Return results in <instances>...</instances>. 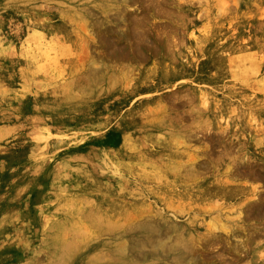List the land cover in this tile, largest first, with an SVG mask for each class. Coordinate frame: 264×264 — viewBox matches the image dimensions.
Instances as JSON below:
<instances>
[{
  "label": "rangeland",
  "instance_id": "374dc122",
  "mask_svg": "<svg viewBox=\"0 0 264 264\" xmlns=\"http://www.w3.org/2000/svg\"><path fill=\"white\" fill-rule=\"evenodd\" d=\"M201 1L0 0V264H65L92 231L120 264L192 233L222 239L206 264H264V0ZM136 32L154 47L118 56Z\"/></svg>",
  "mask_w": 264,
  "mask_h": 264
},
{
  "label": "bare ground",
  "instance_id": "6f19581e",
  "mask_svg": "<svg viewBox=\"0 0 264 264\" xmlns=\"http://www.w3.org/2000/svg\"><path fill=\"white\" fill-rule=\"evenodd\" d=\"M107 3H108V6L109 7H118V9H121V7H126V9H131V8H134V7H137V8H141L144 12H147V11H153V15L154 17H156L157 14H165L166 17L170 18L171 16V12L169 10L166 9L167 5L168 4H174V3H177L178 7H180L182 1L184 2H187L188 4L189 3H193L195 2V0H106ZM197 1V0H196ZM200 2H202L201 0H199ZM244 1V0H243ZM242 1V2H243ZM208 2V1H207ZM223 2V1H222ZM225 4V3H224ZM231 5V4H230ZM170 12V13H169ZM105 14L106 16H108V12L105 11ZM198 15V14H197ZM145 17V15H144ZM146 19V18H145ZM122 21H125V22H128L130 21L128 19V17H123L121 19ZM133 21V20H132ZM140 21H141V18L137 19L136 20V24L138 25V27H140L139 25L140 24ZM172 21V20H171ZM193 21V19H192ZM135 21H133L134 23ZM173 23L176 24V25H182V23L180 22L179 19L175 18V20H173ZM136 25V26H137ZM144 27V26H143ZM145 30V29H144ZM116 33V32H115ZM166 33V32H165ZM149 34V33H148ZM103 36V35H102ZM106 38V36H104V39ZM102 39V38H101ZM136 39V40H134ZM111 40V39H110ZM113 43H115V45H113V51L116 52L118 54V56H125L126 54H128V52L125 50L124 51V48L120 47V42H124V41H128V42H133V41H137L135 43H137V45H134L131 50V53L132 55L134 54V57H142L144 54H143V45L147 44V45H150L152 44L151 40H150V36L148 35H141V34H138L137 32L135 34H129V33H122L119 37V40L118 42L115 41L113 38ZM109 41V40H108ZM117 43V44H116ZM124 46H126L124 44ZM151 46V45H150ZM148 46V47H150ZM151 47H154L153 45ZM154 51V49H153ZM171 51V50H170ZM145 53V52H144ZM120 56V57H121ZM129 56V55H128ZM145 57V55L143 56ZM123 58V57H122ZM129 59V58H128ZM97 90V89H96ZM173 118V117H172ZM206 165V164H205ZM202 166V165H201ZM230 168V167H229ZM242 172V171H241ZM254 173V172H253ZM164 175V174H163ZM262 197V196H261ZM257 201V200H256ZM255 201V202H256ZM261 201V199H260ZM258 202V201H257ZM264 203V202H263ZM256 204V203H255ZM252 205V204H251ZM253 207V206H252ZM255 207V206H254ZM264 208V207H263ZM258 209H261V207ZM255 210V209H254ZM263 210V209H262ZM252 211V210H251ZM261 211V210H259ZM259 211L257 214H259ZM219 219V218H218ZM96 220V219H95ZM103 220V219H102ZM101 220V221H102ZM100 221V220H99ZM99 221L97 223H99ZM106 221V220H105ZM152 221V220H151ZM95 222V221H94ZM144 222V220H143ZM147 222V221H146ZM93 223V222H92ZM91 223V224H92ZM96 223V222H95ZM145 223V222H144ZM209 223V222H208ZM140 224V223H139ZM214 224V223H213ZM102 225V224H101ZM111 225V224H110ZM208 225V224H207ZM225 225V224H224ZM93 226V225H92ZM99 226V225H98ZM138 226V225H137ZM89 227V226H88ZM216 227V226H215ZM213 227V230H216L217 228ZM263 227V226H262ZM230 228L229 227V230H226V231H230ZM96 229V228H95ZM108 229H112V228H108ZM116 229V228H114ZM186 229V228H185ZM185 229L183 231H185ZM219 229V228H218ZM217 229V230H218ZM225 229V228H224ZM99 230H100V227H99ZM102 231V230H101ZM109 231V230H107ZM168 231L170 232L171 230L168 229ZM173 231H175L176 233L180 234V232H178L179 230L178 229H175V227L173 228ZM171 231V232H173ZM90 232V231H88ZM94 233V231H92ZM110 232V231H109ZM112 232V231H111ZM264 232V231H263ZM87 234V232H85ZM91 234V235H88L86 240L79 244V243H76L78 245L77 246V249H78V252L77 254L75 255H70L71 258H70V261L71 264H120L121 260H122V256L120 254H122V252L125 251L126 249V245L123 244L122 246H116L114 244H111L110 246L106 245L107 248L105 249H102L101 247V243L97 241V238L94 234ZM167 233V232H166ZM97 234V233H96ZM104 234L105 231H104ZM264 234V233H263ZM103 235V233H102ZM161 234H159V236H161ZM218 235V234H217ZM254 235V234H253ZM98 236V235H97ZM135 236V235H134ZM153 236H156V235H153ZM219 236V235H218ZM130 237V236H129ZM191 239L190 241L193 239L196 238V236L193 235H190ZM214 237H217V236H214ZM255 236H251V239L254 238ZM166 238V237H165ZM164 238V239H165ZM211 238V237H210ZM161 240V239H156V242L155 246H153L154 248V251L153 252H147L145 253V256H153L155 258H159V256L161 255L164 259H166L168 261L167 264H185L184 262H187L189 264L191 263H194V264H198V262L200 261V263L202 262L203 264H206V262L208 261V258H207V261L205 262L203 257V255L206 253L203 254V251H201L202 248H207L208 249V252L213 249H219V247H215L217 246L218 244H216V241H221L222 239H220V237H218L217 239H211V240H207V241H204L202 243L200 242H196L195 244V247H192L191 246V242L189 241V239H183L177 235V236H174L173 234L172 235H168L167 237V240L164 241ZM197 239H202L200 236H197ZM137 240V239H136ZM143 240V239H142ZM171 240V241H170ZM216 240V241H215ZM83 241V240H82ZM81 241V242H82ZM170 241V243L168 244L169 247L167 250H165L164 252H162L163 249H165V246H166V243ZM196 241V239H195ZM228 241V240H227ZM60 242V241H59ZM64 242V241H63ZM67 242V241H66ZM116 242V241H115ZM232 242V241H231ZM172 244V245H170ZM231 245V243L229 244ZM63 246V245H61ZM236 246V245H235ZM73 247V246H72ZM113 247V248H112ZM201 248V249H200ZM225 248V247H224ZM231 248V247H229ZM228 248V249H229ZM99 249V250H98ZM159 249V250H158ZM226 249L228 252H231L230 250ZM68 250V248H67ZM158 250V251H157ZM161 250V252H159ZM224 250V251H226ZM231 250H236V253L240 252L241 253V256L238 255V257L240 258H237V260H242L243 258V253L238 249V247L236 246L235 249L231 248ZM68 252V251H67ZM70 252V251H69ZM72 252V251H71ZM207 252V253H208ZM219 252V253H218ZM215 255L216 256H213L215 257L216 259H220V261L222 262H225L226 264L229 262L228 260V257L226 256V254H224V252H221V250H219ZM152 253V254H151ZM214 253V252H212ZM264 254V253H263ZM66 255V254H65ZM69 255V254H68ZM67 255V257H68ZM111 255L113 257H111V259H108V256ZM228 255V254H227ZM160 256V257H161ZM207 256V255H206ZM211 256V254H210ZM66 257V256H65ZM107 257V258H106ZM209 257V255H208ZM230 257V255H229ZM264 257V256H263ZM63 258V257H62ZM151 258V257H150ZM62 261V260H61ZM217 261V260H216ZM216 261L214 260V264H216ZM232 261H236L235 259L232 260ZM69 262H65V264H70ZM63 263V261H62ZM61 263V264H62ZM201 263V264H202ZM235 263V262H234ZM232 263V264H234ZM210 264V262H209Z\"/></svg>",
  "mask_w": 264,
  "mask_h": 264
}]
</instances>
